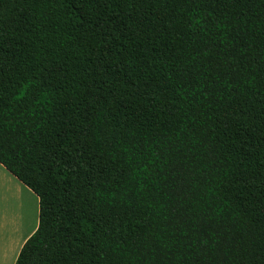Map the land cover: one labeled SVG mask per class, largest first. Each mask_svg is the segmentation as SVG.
<instances>
[{
    "label": "trees",
    "instance_id": "1",
    "mask_svg": "<svg viewBox=\"0 0 264 264\" xmlns=\"http://www.w3.org/2000/svg\"><path fill=\"white\" fill-rule=\"evenodd\" d=\"M0 163L14 264H264V0H0Z\"/></svg>",
    "mask_w": 264,
    "mask_h": 264
},
{
    "label": "crops",
    "instance_id": "2",
    "mask_svg": "<svg viewBox=\"0 0 264 264\" xmlns=\"http://www.w3.org/2000/svg\"><path fill=\"white\" fill-rule=\"evenodd\" d=\"M38 225V197L0 163V264H14Z\"/></svg>",
    "mask_w": 264,
    "mask_h": 264
}]
</instances>
